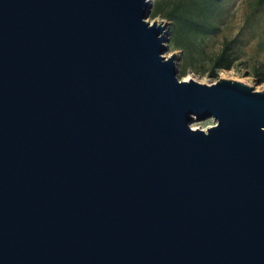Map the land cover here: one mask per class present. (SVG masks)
Masks as SVG:
<instances>
[{
	"label": "water",
	"instance_id": "obj_1",
	"mask_svg": "<svg viewBox=\"0 0 264 264\" xmlns=\"http://www.w3.org/2000/svg\"><path fill=\"white\" fill-rule=\"evenodd\" d=\"M150 7L0 0V264H264V91Z\"/></svg>",
	"mask_w": 264,
	"mask_h": 264
},
{
	"label": "rangeland",
	"instance_id": "obj_2",
	"mask_svg": "<svg viewBox=\"0 0 264 264\" xmlns=\"http://www.w3.org/2000/svg\"><path fill=\"white\" fill-rule=\"evenodd\" d=\"M149 21L168 24L165 54L176 57L178 78L212 84L220 79L244 82L264 91V0H220L211 5L205 0H150ZM177 3L194 6V18L207 19L217 26L211 34L176 29L168 13ZM224 46L231 47L236 60L228 68L213 63ZM207 128L213 119L195 123Z\"/></svg>",
	"mask_w": 264,
	"mask_h": 264
},
{
	"label": "trees",
	"instance_id": "obj_3",
	"mask_svg": "<svg viewBox=\"0 0 264 264\" xmlns=\"http://www.w3.org/2000/svg\"><path fill=\"white\" fill-rule=\"evenodd\" d=\"M211 5L217 4L220 0H205ZM194 6L185 3H177L172 10L168 13L170 19L174 20L175 28L186 30L188 32L201 33L204 35L214 33L217 30V26L207 20H197L194 18ZM236 60L233 56L231 47L224 46L221 52L217 55L214 60L213 67L228 68Z\"/></svg>",
	"mask_w": 264,
	"mask_h": 264
},
{
	"label": "bare ground",
	"instance_id": "obj_4",
	"mask_svg": "<svg viewBox=\"0 0 264 264\" xmlns=\"http://www.w3.org/2000/svg\"><path fill=\"white\" fill-rule=\"evenodd\" d=\"M154 21H156V20H154ZM154 21H150L151 24H153ZM165 56H166V57H170V56H172V54H165ZM188 80H189V79H188ZM193 127L197 128V127H199V126L196 125V124H193Z\"/></svg>",
	"mask_w": 264,
	"mask_h": 264
}]
</instances>
